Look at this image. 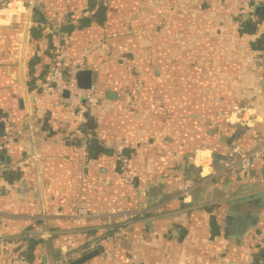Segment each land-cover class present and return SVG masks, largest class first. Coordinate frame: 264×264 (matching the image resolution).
<instances>
[{"label":"crops","instance_id":"0c3cea01","mask_svg":"<svg viewBox=\"0 0 264 264\" xmlns=\"http://www.w3.org/2000/svg\"><path fill=\"white\" fill-rule=\"evenodd\" d=\"M253 4L264 0H0V118L9 125L5 135L0 122V264L21 251L56 261L111 226L113 243L83 264H253L264 159L238 179L223 172L235 147L251 150L264 136V15H252ZM246 20L253 26L242 29ZM63 33V68L83 59L97 70L93 136L65 95L27 82L29 59L40 56L39 74ZM92 141L104 153L90 157ZM121 145L132 187L119 180ZM185 182L194 184L186 197L177 193ZM78 208L96 217L77 221ZM129 210L143 216L125 226ZM231 212L241 216L233 228Z\"/></svg>","mask_w":264,"mask_h":264},{"label":"built area","instance_id":"2783aa9c","mask_svg":"<svg viewBox=\"0 0 264 264\" xmlns=\"http://www.w3.org/2000/svg\"><path fill=\"white\" fill-rule=\"evenodd\" d=\"M61 47L59 49V54L55 60L54 67L47 78L40 85L39 93H57L65 95L64 98L61 99L62 103L69 106L76 117L78 118L80 124H84L86 122V115L89 110L95 108L99 101V92L98 87L91 80V84L88 88H81L76 79V75L79 71L89 70L86 66L83 59L77 61H70L66 64V69L63 68V59L64 52L68 45L67 34L63 33L60 35ZM90 51L86 50L83 52L82 57L87 55ZM262 61L264 60V56H261ZM89 71L96 72L95 68H91ZM261 82L264 84V77L260 78ZM134 92L139 94L141 91V85L137 84L134 86ZM257 92H262V90L258 89ZM128 105L132 103L126 102ZM0 122L4 124V133L5 135L9 132V125L6 122L5 118H0ZM6 139V138H4ZM123 147L121 145L116 149L118 159L120 162L121 174L119 176V180L122 184L132 187L133 179L130 171V162L129 158H127L123 154ZM3 149V144H0V154ZM233 159L232 161L224 168L223 172L229 173L234 179H238L242 174L250 171L253 163L256 160L264 159V136L261 141L254 146L251 150H241L239 147H235L233 149ZM6 169L5 166L0 164V183H1V173ZM194 184L192 182H185L182 186H180L177 190V193L181 196L186 197L190 188H192ZM1 187V186H0ZM143 213L140 211L129 210L123 216V223L126 225L132 224L143 216ZM75 219L80 222H85L86 220L96 217V214L89 213L86 208H78L75 213ZM114 237L111 235L106 236H98V237H90L87 243L73 251H69L67 249L62 250V254L60 258L56 261H51L45 264H69L74 260L80 258L81 256L87 255L90 252L99 249L102 251H107L106 245L113 243ZM260 244L264 241V233L259 237ZM8 255H10V251L6 250ZM9 264H42L38 262H30L22 255H18L13 259ZM100 264H104L101 262ZM122 264H133L131 259L128 257H124L122 260Z\"/></svg>","mask_w":264,"mask_h":264},{"label":"trees","instance_id":"16d2710c","mask_svg":"<svg viewBox=\"0 0 264 264\" xmlns=\"http://www.w3.org/2000/svg\"><path fill=\"white\" fill-rule=\"evenodd\" d=\"M263 15H259L258 17H262ZM244 24H241L240 26L243 28H245L243 26ZM72 27V26H71ZM73 30V28H70L68 30H65L67 33L71 32ZM246 31L250 32V28L245 29ZM41 31L38 28H32V36L33 39H38L41 37ZM50 40V44H52V37L50 35V38L48 39ZM257 40H260V38H257ZM54 44V43H53ZM51 45L50 47V53L45 54L47 57V60L45 62H43L42 64V70L39 74H36L35 72V65L37 63H39L40 60V56L37 54H34L29 60V79H28V84L30 85V88L35 89L37 91L40 90V85L47 80V78L49 77L53 67H54V60L55 57L57 56V52L58 49L55 47V45ZM61 47V42L60 45ZM59 47V48H60ZM66 69V66H64V70ZM81 132L82 133H87L88 135H92L94 134V129H95V123L93 122V120L91 118H88V116H86V122L84 124H81ZM88 155H90V157L104 153V150L97 147L96 144H94V142L92 141V144H90L88 146ZM131 151H127L126 155L130 156ZM125 155V154H124ZM125 155V156H126ZM117 170L119 171V174H121V168H120V162L118 161L117 163ZM10 177H12L13 179H17L16 176L13 175L12 171H8L7 173H4V178L6 179H10ZM106 235H111V236H117V228L115 226H111L109 227L106 232L104 233ZM16 249V248H15ZM99 249H96L90 253H96L97 255L99 254ZM15 252V251H14ZM89 253V254H90ZM18 255H22L23 257H25L27 260H31V255L29 254V252H24L21 251L19 253H16ZM253 264H264V243H262L259 247V252L258 254L254 255V260H253Z\"/></svg>","mask_w":264,"mask_h":264},{"label":"water","instance_id":"95a60500","mask_svg":"<svg viewBox=\"0 0 264 264\" xmlns=\"http://www.w3.org/2000/svg\"><path fill=\"white\" fill-rule=\"evenodd\" d=\"M252 15H254L255 17L263 14L264 15V5H260V4H253L252 10H251ZM249 17L248 14L245 15V18L247 19ZM244 25L245 26H253V22L250 20H246L244 21ZM76 79H77V83L81 88H88L89 85L91 84V72L88 70H83V71H79L76 75ZM244 113H241L239 115H237V122H234V126H239L241 124H243L241 118L243 116ZM0 129H2V124H0ZM1 157V156H0ZM250 199V198H249ZM242 200H248V199H242ZM232 216H235L234 220L232 221L231 225H229L230 228H233L236 221L238 220L239 215H237L235 212H231ZM145 219H148V215H146L144 217ZM252 219L253 221H255L254 219V215H250L248 217V220ZM147 225L150 226V224L147 222ZM97 256L96 253H90L84 256H81L80 258L74 260L73 262L69 263V264H83L86 261L92 259L93 257Z\"/></svg>","mask_w":264,"mask_h":264}]
</instances>
